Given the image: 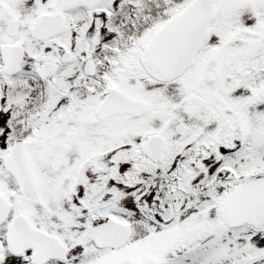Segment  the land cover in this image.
<instances>
[{"label":"snow or ice","instance_id":"obj_1","mask_svg":"<svg viewBox=\"0 0 264 264\" xmlns=\"http://www.w3.org/2000/svg\"><path fill=\"white\" fill-rule=\"evenodd\" d=\"M0 264H264V0H0Z\"/></svg>","mask_w":264,"mask_h":264}]
</instances>
